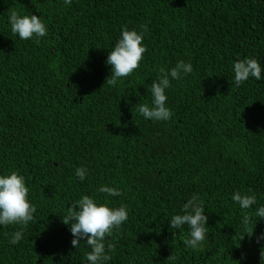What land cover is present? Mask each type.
Instances as JSON below:
<instances>
[{
    "label": "trees",
    "instance_id": "1",
    "mask_svg": "<svg viewBox=\"0 0 264 264\" xmlns=\"http://www.w3.org/2000/svg\"><path fill=\"white\" fill-rule=\"evenodd\" d=\"M10 11L41 17L48 35L21 40ZM142 24L140 67L105 85L124 27ZM245 58L262 78L236 87L233 65ZM180 60L193 72L166 89L172 117L144 119L136 105L151 106L159 69ZM12 171L37 211L27 226H0V264H89L90 248H74L62 223L84 195L127 209L106 238L116 245L107 264H166L172 253L175 264H264V219L253 216L254 235L241 240L244 210L232 200L251 189L257 203L247 211L264 206V0H0V175ZM102 185L123 195L108 197ZM193 194L208 215L199 251L185 245L187 225L169 224Z\"/></svg>",
    "mask_w": 264,
    "mask_h": 264
},
{
    "label": "clouds",
    "instance_id": "2",
    "mask_svg": "<svg viewBox=\"0 0 264 264\" xmlns=\"http://www.w3.org/2000/svg\"><path fill=\"white\" fill-rule=\"evenodd\" d=\"M65 5L70 6L72 0H64ZM9 23L14 35L21 40L35 38L38 44L40 39L48 35V29L41 17L36 15L21 16L17 11H10ZM140 31L129 30L124 27L121 38L109 52L106 64L111 66V73L106 78L105 85L116 86L121 78L131 76L144 59L147 51L143 41L148 33L146 24L140 25ZM193 66L190 62L180 60L171 70L159 69V77L150 86L152 94L151 106L149 104H137L136 109L146 120L167 121L173 113L166 106V89L171 86V80L182 79L183 76L191 74ZM234 83L236 87L241 86L250 77L261 80V66L255 58L237 60L233 65ZM76 176L83 181L88 175V169L79 167L75 170ZM98 191L108 197L123 195L122 191L115 187L102 185ZM232 200L244 210L242 227L245 236L252 238L258 221L253 216L264 219V206H260L254 213L247 211L257 203V197L252 190L247 192L235 191ZM37 209L29 201V188L26 186L24 176L16 171L9 175H0V226L21 225L27 226L34 219ZM183 214L172 216L169 224L172 229H181L187 225L190 229L189 238L185 245L193 250H203L208 233V215L205 214L204 202L200 196L193 194L182 207ZM128 219V212L125 206L113 208L105 203H97L94 198L88 195L82 196L78 201L71 204L67 215L62 217V223L70 225V232L74 237L71 244L74 248L81 245L83 241L90 251L86 255L89 264H107L112 259L110 253L115 251L116 245L106 238L113 235L114 230H119L121 225ZM23 238V231L17 230L11 233L9 243L18 244ZM264 241V233L256 237V243ZM260 261H264V246L260 248ZM245 257L242 255L241 259ZM178 257L171 254L166 264H175ZM232 264H240L239 260H232Z\"/></svg>",
    "mask_w": 264,
    "mask_h": 264
}]
</instances>
